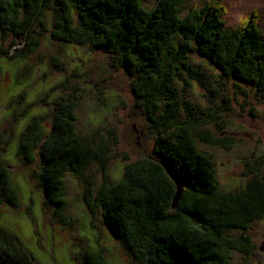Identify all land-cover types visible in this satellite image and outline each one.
Here are the masks:
<instances>
[{"label": "trees", "instance_id": "trees-1", "mask_svg": "<svg viewBox=\"0 0 264 264\" xmlns=\"http://www.w3.org/2000/svg\"><path fill=\"white\" fill-rule=\"evenodd\" d=\"M187 1L156 0L147 9L143 0H0L3 34L25 41L26 48L11 58L34 52V34L46 29L51 14L54 39L106 54L130 76L136 108L154 136V155L128 163L119 181L111 183L106 174L116 132L100 139L78 134L74 95L53 104L49 133L37 123L28 126L18 153L27 163H38L42 204L61 224L69 223L66 175L85 180L84 200L93 219L100 214L103 226L139 264H235L239 253L248 260L255 247L248 231L264 219V172H246L252 177L243 188L222 191L212 156L198 145L234 144L230 136L216 139L199 130L212 124L225 133L228 121L219 114L230 109L228 94L206 115L199 114L190 94L194 81L214 98L220 95L214 78L193 61L195 54L240 94L247 86L264 98V32L256 13L228 26L221 0L183 16ZM16 43L14 38L9 48ZM91 164L100 166L97 186L83 176ZM0 169V204L18 206V190L5 167ZM78 259L109 264L101 249H84ZM0 264H35L19 238L1 225Z\"/></svg>", "mask_w": 264, "mask_h": 264}, {"label": "rangeland", "instance_id": "rangeland-1", "mask_svg": "<svg viewBox=\"0 0 264 264\" xmlns=\"http://www.w3.org/2000/svg\"><path fill=\"white\" fill-rule=\"evenodd\" d=\"M155 1L143 0V5L151 9ZM208 1L212 0H188L182 15ZM221 1L228 26L240 25L256 13L264 32V0ZM53 21L48 14L46 29H37L34 34L37 48L24 59L10 57L26 48L24 39L4 35L0 26V50L8 52L7 56L0 54V168L4 166L8 171L19 198L18 206L0 204V225L19 238L35 264H81L78 256L84 249L103 250L109 264H139L103 226L100 214L93 219L84 200L85 180L66 175L65 215L69 223L61 224L42 204L44 196L35 178L38 163H27L25 155L18 153L28 126L37 123L42 132L49 133L53 104L61 97L74 95L78 134L95 139L111 138L110 130L117 134L118 143L111 150L106 170L111 183L121 179L128 163L154 155V136L136 108L130 76L116 69L106 54L54 39ZM14 38L17 43L9 48ZM192 58L202 72L214 78L220 93L214 98L193 81L191 100L199 114L206 115L209 107L217 108L223 94L230 98V109L219 114L228 121L225 133L212 124L199 130L216 139L230 136L234 140L229 148L199 141V148L212 156L222 191L241 189L252 177L244 175L246 172H264V98L247 86L243 88L245 95L240 94L203 58L195 54ZM99 169L97 164L89 165L84 178L97 186L101 181ZM248 234L255 246L252 256L246 260L242 254H235L233 262L264 264V219L254 223Z\"/></svg>", "mask_w": 264, "mask_h": 264}, {"label": "water", "instance_id": "water-1", "mask_svg": "<svg viewBox=\"0 0 264 264\" xmlns=\"http://www.w3.org/2000/svg\"><path fill=\"white\" fill-rule=\"evenodd\" d=\"M169 174H170V176H171L172 178H174L171 172H170Z\"/></svg>", "mask_w": 264, "mask_h": 264}]
</instances>
